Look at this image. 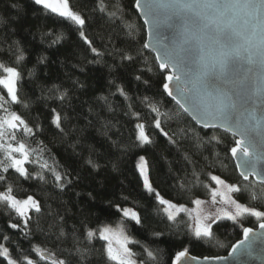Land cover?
<instances>
[{"label": "trees", "instance_id": "obj_1", "mask_svg": "<svg viewBox=\"0 0 264 264\" xmlns=\"http://www.w3.org/2000/svg\"><path fill=\"white\" fill-rule=\"evenodd\" d=\"M103 3L105 11L100 10L99 0H69L70 7L86 20L82 30L92 41L89 46L79 35L80 26L35 5L34 0H0V62L18 67V97L28 107L13 103L2 86L0 94L7 101L5 106L34 129L33 135H26L22 126L15 131L17 141L37 150L25 167L30 173L42 171L45 176L43 181L35 175L25 181L14 169L0 173L11 183L13 195H32L41 204L40 213H30L31 234L25 239L21 228L10 227V223L20 224L22 219L0 203V243L8 246L15 259L23 250L30 259L51 264L30 250L38 245L58 259L77 264L69 251L74 238L79 237L87 246V229L117 225L121 213L114 205L118 204L135 208L142 217V226L125 220V229L141 242L131 244V248L144 264H173L175 254L185 248L198 257L227 255L241 239L244 227H256L264 220L247 214L243 225L223 219L213 225L212 238H196L186 211L177 212L175 222L157 211L163 206L143 188L137 168L139 157L147 159L153 187L178 206H190L195 198L210 199L213 174L241 187L255 184L259 189L264 185L240 177L230 151L236 137L197 126L165 93L162 83L168 70L162 71L145 47L146 28L135 10V0ZM113 11L116 15H109ZM61 33L62 38L53 43L55 35ZM17 47L24 54L20 63L15 59ZM125 53L132 59H123ZM57 87L59 92L68 93L63 102L57 99ZM52 109L61 113L63 132L51 122ZM157 119L159 129L154 123ZM137 123L145 125L151 143L141 144L136 139ZM214 135L218 140H211ZM41 141L46 146L43 152H39ZM9 142L16 146V141ZM14 155L19 157L18 153ZM89 158L98 167L89 164ZM44 162L66 176L63 187L57 186L49 169H41ZM6 186L0 183V192ZM234 195L241 203L264 211V199L253 201L247 192ZM61 228L65 236L58 240ZM154 232L161 235L154 236ZM5 235L10 239L5 241ZM102 243L92 241L96 249ZM145 247L153 251L155 260L143 251ZM90 259L92 264H105L98 252ZM0 264L7 261L0 257Z\"/></svg>", "mask_w": 264, "mask_h": 264}, {"label": "snow or ice", "instance_id": "obj_2", "mask_svg": "<svg viewBox=\"0 0 264 264\" xmlns=\"http://www.w3.org/2000/svg\"><path fill=\"white\" fill-rule=\"evenodd\" d=\"M34 3L80 26V37L91 46L92 41L82 30L86 20L82 14L70 7L69 0H34ZM135 5L141 7L140 0H135ZM99 6L101 11L106 10L103 0H99ZM144 7L148 9L146 14H152L151 5H144ZM161 7L170 11L169 20L177 17L181 22V31L172 47L165 46L163 56L157 57L161 60L160 69L167 71L171 65L176 71L184 74L186 79L183 83L191 85L190 88L178 89V93L187 105L185 107L182 104L181 107L185 112H190L192 118L204 128H220L231 133L233 137L239 135L241 138L235 140V146L231 147L230 151L234 157L238 155V152L243 153L241 162L237 165L238 168L243 169L240 175L244 181H248L249 176H253L258 184L264 185V169H257V164L264 156L250 151L258 145H264V134L258 132L260 125L264 122V0H171V3L161 5ZM109 15L115 16L116 11L110 12ZM153 25L157 30L159 29L157 21L154 20ZM131 27L129 25V28ZM62 35V33L55 35L53 43H57ZM16 51L18 54L15 59L17 63H20L24 59L23 50L17 47ZM91 51L98 53L95 47H91ZM122 58L131 60L132 56L125 53ZM0 69L6 73L0 76V86L6 89L13 103H23V107L27 108V103L21 102L17 93V81L21 76L18 69L5 66L3 62H0ZM173 79L179 81L181 77L173 72L165 75V82L162 83L163 89L169 96L173 95L169 87V82ZM117 90L125 95L122 88ZM56 91L59 92L58 87ZM67 95V91L59 92L57 99L63 102ZM6 103L3 95L0 94V110L3 113L0 115V152L3 153L0 156V173H8L9 169H14L15 173H18L19 177L25 181L33 179V175L43 181L45 176L42 171L33 174L25 167V162L29 161L30 155L36 153L37 150L29 148L24 142L17 141L15 135V131L21 126L26 135H33L34 129L15 111H10L5 106ZM149 106L153 112H158V108L154 105ZM52 112L54 115L51 122L63 132L61 113L55 109H52ZM135 115L139 117V113ZM154 123L156 128H161L159 119ZM136 129V139L141 144L152 142L143 123H137ZM164 135L167 136L168 133L165 132ZM211 140H218V137L214 135ZM9 141H16V146ZM39 145V152H43L46 146H43L42 141ZM14 153H18L19 157ZM36 162L33 161V163ZM87 162L93 167H98L91 158ZM45 168L52 172L57 186L63 187L62 181L66 179V176H62L55 168H49L46 162L41 164V169ZM137 168L143 181V188L149 195L154 194L155 200L163 206L157 211L166 214L167 219L173 222L177 219V212L186 211L193 221L189 227L196 238H212L213 225L223 219L239 222L240 218L247 214L264 220V211L249 207L233 196L234 193L247 192L253 201L264 199V188L258 189L255 184L251 186L246 184L241 187L237 184L226 183L220 176L211 175V180L219 186L211 189V205L221 206L215 207L214 212L207 211L203 207L206 201L195 198L192 202L197 207L188 210L184 205L178 206L165 199L153 187L145 157H139ZM67 182L71 183V181ZM196 182L200 183L198 178ZM0 183L7 185L5 190L0 192V203L6 205L23 220V227L18 223H10V227L12 229L21 228L22 235L25 239H29L31 234L29 222L32 219L29 213L30 210L40 213V202L32 195L24 199L13 195V187L3 174H0ZM114 207L122 214L115 229L108 224L99 225L95 229H87L84 237V240L88 242L87 246L82 244L79 237L74 238V247L69 251L77 264H92L90 257L97 252L105 264H144L143 260L136 259L137 253L129 247L130 244L140 245L141 242L130 237L125 230V220L134 221L135 224L142 226L140 213L132 207L121 208L118 204ZM259 227L264 229V222H261ZM252 231V228L244 227L245 238ZM153 235L160 236L161 233L154 232ZM64 236L65 233L61 228L57 239ZM3 239L7 241L10 238L5 235ZM94 239L104 242L99 249L92 244ZM30 250L42 260H50L51 264H70L69 261L56 258L55 253L43 250L38 245H33ZM143 251L150 259H156L153 251L146 247ZM187 252V248L177 252L173 264L181 261ZM18 256L19 259L13 258L10 249L4 243H0V257L4 258L7 264H36L24 254L23 250L18 253ZM191 259L196 260L197 258L192 257ZM203 259L207 261L220 258L203 257Z\"/></svg>", "mask_w": 264, "mask_h": 264}, {"label": "water", "instance_id": "obj_3", "mask_svg": "<svg viewBox=\"0 0 264 264\" xmlns=\"http://www.w3.org/2000/svg\"><path fill=\"white\" fill-rule=\"evenodd\" d=\"M169 3H171V0H140L141 7H136L135 5V10L137 11L142 22L145 24L147 33L145 44L147 45L146 48L155 56L158 65L161 63V60L157 57L163 56L165 46L172 47L178 33L181 31V22L179 21V18L173 17L172 20H169L168 16L171 14L170 11L161 7V5ZM144 5L152 6V14H146L148 13V9L144 7ZM154 20L159 23L158 30L153 25ZM167 70L168 74H172L173 72H175L176 76L181 77V80L179 81L173 79L171 82H169V87L173 92L172 96H169L167 94V91L164 90L169 98H171L197 126L203 129H217L224 131L220 128H204L201 124L197 123V121L192 118L190 112L184 111L181 105L184 104L185 107L187 105L185 104L182 96L178 93V89L190 88L191 85L183 83V80L186 79V77L183 73L176 71L171 65H169V68ZM241 71H243V69H241ZM258 132L264 134V122H262V124L260 125ZM235 137L237 139L241 138L239 135H236ZM257 138L259 139V136ZM250 151H255L264 156V145H258L255 149H250ZM242 157L243 153L240 152H238V155L235 157L232 155L239 175L243 169L238 168L237 165L241 162ZM257 169H264V158H262L257 164ZM240 177L242 176L240 175ZM249 179H253L255 182H257L256 178L253 176H249ZM259 224L256 227H248L253 229V231L249 233L248 237L245 238L244 233H242L241 239L232 246L227 255L217 256L220 259H210L206 261L203 259V257L194 256L187 252V255L185 257H182L181 261L176 262V264H264V229H261L259 227ZM192 257H196L197 259L193 260L191 259ZM215 257L216 256L210 258ZM174 261L175 257L173 259V262Z\"/></svg>", "mask_w": 264, "mask_h": 264}, {"label": "rangeland", "instance_id": "obj_4", "mask_svg": "<svg viewBox=\"0 0 264 264\" xmlns=\"http://www.w3.org/2000/svg\"><path fill=\"white\" fill-rule=\"evenodd\" d=\"M12 67H15V66H12ZM17 69H18V67H16ZM18 71H19V69H18ZM2 75H6V73H2L0 76H2ZM3 88V87H2ZM4 89V88H3ZM5 90V92H6V89H4ZM17 93H18V82H17ZM6 94H7V92H6ZM8 96V95H7ZM9 99L11 100V98L9 97ZM141 157V156H140ZM143 157H145V156H143ZM145 159H146V157H145ZM146 161H147V159H146ZM138 162H139V159H138ZM148 163V162H147ZM213 175H217V174H213ZM217 176H219V175H217ZM221 177V176H220ZM221 179H223L226 183H230V182H228V181H226L223 177H221ZM232 184V183H231ZM215 187H219L218 185H216V183L213 181V184H212V188H215ZM233 196H234V198H236L235 197V195L233 194ZM26 198V197H25ZM35 198V197H34ZM19 199H24V198H19ZM36 199V198H35ZM199 199H201V200H203V201H206V203H205V205L203 206L204 208H205V210H207V211H215V207H220L221 205H219V204H217L215 207H213L212 205H211V198L210 199H204V198H199ZM37 200V199H36ZM217 200L219 201V197H217ZM240 202V201H239ZM125 207H131V206H125ZM185 207H189L191 210L192 209H195L197 206L192 202V204L190 205V206H185ZM121 208H123V207H121ZM133 208V207H132ZM136 210V209H135ZM31 211L32 210H30V213H31ZM137 211V210H136ZM138 212V211H137ZM29 213V214H30ZM122 215V214H121ZM237 223H239V224H242L243 225V217L242 218H240V220H239V222H237ZM20 225L23 227V220L21 221V223H20ZM113 229H115L116 227H117V225H110ZM126 230V229H125ZM126 233L129 235V233L126 231ZM130 237H132L131 235H129ZM5 245V244H4ZM6 247H8L7 245H5ZM129 247H131V244L129 245ZM33 261H35L36 262V264H40L39 263V261L38 260H34V259H32ZM48 262H50L51 263V261L50 260H48Z\"/></svg>", "mask_w": 264, "mask_h": 264}]
</instances>
